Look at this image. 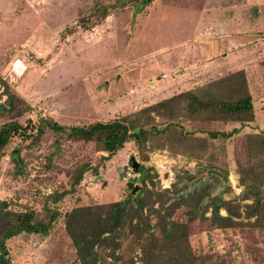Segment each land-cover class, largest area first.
Instances as JSON below:
<instances>
[{
	"label": "rangeland",
	"instance_id": "1",
	"mask_svg": "<svg viewBox=\"0 0 264 264\" xmlns=\"http://www.w3.org/2000/svg\"><path fill=\"white\" fill-rule=\"evenodd\" d=\"M237 34L242 62L264 76V0H0V105L15 97V109L0 115V127L12 121L37 125L41 118L65 127L107 122L186 91L202 99L224 97V84L209 86L225 77L222 54L229 51L228 41L234 45L228 38ZM16 62L21 73L13 71ZM257 86L261 95L253 85L252 93L260 113L264 81ZM208 124L151 135L142 152L128 142L105 161L100 158L107 154L93 142H72L48 130L34 143L15 136L0 155V200L13 211L30 208L42 215L45 197L67 188L76 167L99 165L96 175L84 174L73 197L57 205L61 212L140 193L142 232L158 235L154 211L164 216L175 206L167 234L186 235L192 264H264V210L261 225L252 227L247 222L256 217L245 219L243 209L257 189L264 191L249 171L255 168L264 182V151L248 144L242 129L212 139L208 132L227 125ZM16 148L21 175L10 157ZM128 182L138 191L132 194ZM200 195L204 198L194 210ZM210 197L239 204L241 224L213 226L204 206ZM219 214L227 216L224 209ZM117 242L115 259L94 264H141L135 234L120 232ZM146 243L152 246L149 239ZM10 246L11 264H81L62 224L46 237L22 235Z\"/></svg>",
	"mask_w": 264,
	"mask_h": 264
},
{
	"label": "trees",
	"instance_id": "2",
	"mask_svg": "<svg viewBox=\"0 0 264 264\" xmlns=\"http://www.w3.org/2000/svg\"><path fill=\"white\" fill-rule=\"evenodd\" d=\"M211 83L209 87L214 83L225 85L227 93L224 97L209 95L202 99L195 92L186 91L135 112L122 115L120 118L107 122H94L86 126L65 127L52 118H41L37 125L31 122L22 125L17 121L5 123L0 127V155L13 137L19 136L34 143L39 141L48 130L58 138L65 137L66 140L72 142L95 143L98 151L107 154L100 158V161H105L122 150L128 142H133L134 147L142 152L151 135H163L171 129L182 132L186 130L185 125L194 126L196 122L206 124L213 122L240 123L242 125L254 120L252 97L248 93L242 72L230 74ZM14 109L15 97L8 96L5 104L0 105V115L11 113ZM177 112L182 113L184 117L176 115ZM157 118L169 122L162 125L156 124ZM33 131L35 132L33 133ZM238 131L233 128L228 133L208 132V136L212 139L229 138ZM247 142L264 151V135L248 134ZM187 155L191 156L189 153ZM10 157L14 164L15 174L21 175L23 161L20 159V149H13ZM98 167L99 165L91 166L89 163H82L76 167L67 188L54 191L45 197L42 215L30 208L21 212L13 211L10 209L9 202L0 200V264H11L10 244L17 237L22 235L46 237L59 224L64 226V230L75 248L77 260L81 264H94L98 259L105 262L109 257L115 259L114 252L118 247L117 234L124 233L125 230L135 234L142 255L141 264H192L186 235L177 237L167 234V224L172 220V214L176 209L173 205L164 216L160 215V211H154L159 231L158 235L150 234L149 237H147L148 233L146 234L140 229L144 222L143 208L145 206L140 193L134 197L130 196L109 204L78 206L65 212L59 210L57 205L74 196L84 174L91 171L96 175ZM254 170L255 168L249 169L254 180L264 186L263 178ZM256 191L257 193L252 196V204L243 205L245 219L256 217L255 222H247V225L252 227L261 225L259 215L264 210V191L258 189ZM203 198L204 195H200L197 205L192 209L195 210V207L200 206ZM246 199H248L247 196L242 197V200ZM181 200L183 199L181 198ZM208 200L209 204L204 206L207 210L210 208V222L213 226L218 229H232L241 224L236 220L241 216L239 204L234 205L231 201L224 200L217 202L212 197ZM220 209H224L227 216H221ZM203 211L206 212L204 209ZM134 220H136V224H133ZM146 239H149L152 246H148Z\"/></svg>",
	"mask_w": 264,
	"mask_h": 264
},
{
	"label": "crops",
	"instance_id": "3",
	"mask_svg": "<svg viewBox=\"0 0 264 264\" xmlns=\"http://www.w3.org/2000/svg\"><path fill=\"white\" fill-rule=\"evenodd\" d=\"M239 35L240 34L235 35V37H233V39L230 37L228 38V39H230L231 43L234 45L232 46L229 43V41L227 40L228 43H226V44H228V50L229 51L225 54H222L221 63L224 67L220 71H222V74H224V76H228L230 74H234V73H238V72H242L244 74V78H245V81L247 84L248 93L252 97V106H253V110H254V120L252 122L245 123L243 125L240 124L239 126H236L237 123L226 124L227 126L224 127L225 130L222 129L219 131L228 133V130H226V128L228 127V128H232V129L236 128L238 130L242 129L241 132L248 133V134H264V124H262L260 122L262 119H264V117H263L264 99H261L259 104L262 105V108H260V111H259L260 113H257L255 111V107H254L256 96H253V93H252V85H253L254 89H256L258 94L261 95V92H260L261 87L259 88L257 85H259L260 82L264 81V76L262 75V72H260L261 70L260 71L259 70L251 71L250 68L246 67L244 62H242L241 53L243 50L241 49V46L243 45V41L241 42V38ZM236 37H238V38H236ZM225 49H227V46ZM236 63H238L237 66H235ZM218 78H220V76L216 77L215 79H218ZM151 84H154V83L151 82ZM170 97H164V98L161 97V99H159V101L164 100V99H168ZM155 103H157V102H155ZM213 123H218V122H213Z\"/></svg>",
	"mask_w": 264,
	"mask_h": 264
},
{
	"label": "water",
	"instance_id": "4",
	"mask_svg": "<svg viewBox=\"0 0 264 264\" xmlns=\"http://www.w3.org/2000/svg\"><path fill=\"white\" fill-rule=\"evenodd\" d=\"M129 165L134 170H136L138 167V164L135 162L133 157L130 158ZM223 182H226V178H223ZM127 189L131 190L132 194H134L136 191H138V187L134 186V184L132 182L127 183Z\"/></svg>",
	"mask_w": 264,
	"mask_h": 264
},
{
	"label": "built area",
	"instance_id": "5",
	"mask_svg": "<svg viewBox=\"0 0 264 264\" xmlns=\"http://www.w3.org/2000/svg\"><path fill=\"white\" fill-rule=\"evenodd\" d=\"M16 64H17V62L13 65V71L16 73H18V71H19L21 73V71L23 70V66L21 65V63H20V66H17ZM166 77H167L166 74L161 76L162 79H165Z\"/></svg>",
	"mask_w": 264,
	"mask_h": 264
},
{
	"label": "bare ground",
	"instance_id": "6",
	"mask_svg": "<svg viewBox=\"0 0 264 264\" xmlns=\"http://www.w3.org/2000/svg\"><path fill=\"white\" fill-rule=\"evenodd\" d=\"M17 65V64H16Z\"/></svg>",
	"mask_w": 264,
	"mask_h": 264
}]
</instances>
